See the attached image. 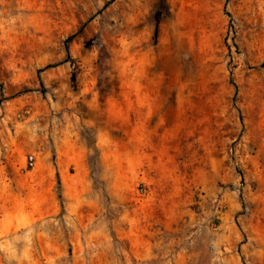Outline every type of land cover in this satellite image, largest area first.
Masks as SVG:
<instances>
[{"label":"rangeland","instance_id":"rangeland-1","mask_svg":"<svg viewBox=\"0 0 264 264\" xmlns=\"http://www.w3.org/2000/svg\"><path fill=\"white\" fill-rule=\"evenodd\" d=\"M0 85V264H264V0H0Z\"/></svg>","mask_w":264,"mask_h":264},{"label":"built area","instance_id":"built-area-1","mask_svg":"<svg viewBox=\"0 0 264 264\" xmlns=\"http://www.w3.org/2000/svg\"><path fill=\"white\" fill-rule=\"evenodd\" d=\"M34 165H35L34 159H33V158H31L30 166L33 168V167H34Z\"/></svg>","mask_w":264,"mask_h":264},{"label":"trees","instance_id":"trees-1","mask_svg":"<svg viewBox=\"0 0 264 264\" xmlns=\"http://www.w3.org/2000/svg\"><path fill=\"white\" fill-rule=\"evenodd\" d=\"M48 68H50V67H48ZM0 87H1V85H0Z\"/></svg>","mask_w":264,"mask_h":264}]
</instances>
